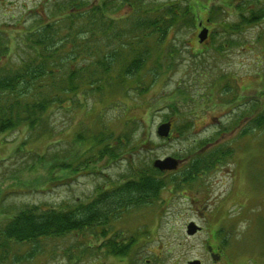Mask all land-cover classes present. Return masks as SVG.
Wrapping results in <instances>:
<instances>
[{
    "label": "rangeland",
    "instance_id": "obj_1",
    "mask_svg": "<svg viewBox=\"0 0 264 264\" xmlns=\"http://www.w3.org/2000/svg\"><path fill=\"white\" fill-rule=\"evenodd\" d=\"M68 1L0 0V31L8 37L9 52L13 51L18 37L38 24L51 21L50 11ZM240 1L214 0L206 6L222 7L226 14L223 19L234 22L233 7ZM89 2L94 4L100 0ZM198 15L197 24L202 23L210 32L218 29L220 20L207 22L205 11H199ZM263 29V23H257L240 36H233L236 42L241 41V46L217 56L210 42L198 43L201 28H195L188 35L176 70L166 73L165 78L162 75L143 96H135L133 92L129 97L115 95L114 101L119 106L116 109H110L109 103L103 102L91 109L89 105L73 112L56 110L51 116L53 131L45 136L30 135L25 127L0 134V227L10 216L32 204L71 209L93 199L97 186L118 183L125 172L128 153L117 161L106 157L89 166H81L76 160L85 147L74 141L75 133L91 124L95 115L103 113L116 133L124 129L125 120H136V144L140 145L138 148L148 149L145 153L141 150L137 159L150 161L173 157L175 152H181L194 140L213 135L220 125L229 121L237 110L234 103L224 105L225 99L219 97L217 90V84L224 82L227 76V84L234 93L226 94V99L239 96L244 102L255 100L260 103L256 111L264 110V46L256 40ZM198 50L205 51L204 59L197 55L195 63L192 54L196 55ZM224 74L226 77L221 80ZM178 88L191 97L187 105L179 104L178 93L174 91ZM173 103L180 114L173 111ZM228 106H232V110ZM165 116L178 122L190 119V132L182 138L174 131L169 140L160 139L156 128ZM219 138V142L229 141L234 149L229 160L215 171L202 175L190 187L173 192L165 189L160 201L127 211L112 224L111 235L121 232L126 238L136 236L129 261L107 257L102 249L92 257H86V253L81 255L79 243L83 244L90 237V231H86L85 236L72 234L40 240L36 244L8 243V259L3 264H12L10 253L23 254L33 246L36 255L26 264H170L172 257L181 264L194 259L209 264V256L203 249L205 239L222 248L224 257L217 264H264V131L239 139L231 131ZM23 141V151L15 154ZM143 141L147 142L144 146ZM186 161L181 159L177 170ZM63 164L74 170L65 169ZM189 222L199 226L201 232L187 236L185 229ZM211 231H214L212 242L209 241L211 234L207 233ZM97 244L98 241L93 242ZM0 250V253L5 252ZM180 256H185L183 261Z\"/></svg>",
    "mask_w": 264,
    "mask_h": 264
},
{
    "label": "trees",
    "instance_id": "obj_2",
    "mask_svg": "<svg viewBox=\"0 0 264 264\" xmlns=\"http://www.w3.org/2000/svg\"><path fill=\"white\" fill-rule=\"evenodd\" d=\"M89 1L57 4L48 14L51 21L24 32L13 51L9 52L8 37L0 31V134L25 127L30 135L45 136L53 131L51 116L56 110L73 112L89 105L91 109L103 102L116 109L119 106L115 95L129 97L133 92L143 96L162 75L165 78L166 73L176 70L189 33L200 25L204 27L197 24L199 11L206 12L209 23L220 20L217 30L210 32L206 27L208 37L199 43L210 42L217 56L241 46V41L236 42L233 36H240L257 23L264 25V0L238 2L233 7L234 22L223 19L226 14L222 7L206 6L214 0H100L94 4ZM122 10V15L117 16ZM256 40L264 46V29ZM204 52L192 54L193 61L196 63L197 55L204 59ZM220 77L223 80L226 74ZM228 77L217 84V90L219 97L225 99L224 105L234 103L237 112L213 135L194 140L181 152H175L173 157L180 162L187 160L179 170L160 171L153 166V160L137 159L141 150L145 153L148 149L136 144V120H125L124 129L116 133L103 113L95 115L91 124L75 133L74 141L85 147L76 160L81 166H89L106 157L117 161L128 153L126 169L118 183L97 186L93 199L71 209L32 204L10 216L0 227V249L5 251L0 253V264L8 259V243L36 244L72 234L85 236L86 231H90V237L79 243L81 255L92 257L102 249L107 257L129 261L136 236L126 238L121 232L111 235L112 224L121 215L160 201L165 189L173 192L190 187L202 175L229 160L234 149L229 141L219 142V136L234 131L239 139L264 131V110L256 111L260 103L244 102L239 96L225 98L234 93L227 84ZM174 91L179 104L187 105L191 99L187 92L179 88ZM174 103L173 111L180 114ZM163 121H170L171 129L162 140H169L174 131L183 138L192 127L190 119L178 122L165 116ZM24 146L25 141L15 154L22 152ZM63 167L74 170L70 165ZM94 241H98L97 246ZM33 247L23 254L10 253L11 263L30 262L37 252Z\"/></svg>",
    "mask_w": 264,
    "mask_h": 264
},
{
    "label": "water",
    "instance_id": "obj_3",
    "mask_svg": "<svg viewBox=\"0 0 264 264\" xmlns=\"http://www.w3.org/2000/svg\"><path fill=\"white\" fill-rule=\"evenodd\" d=\"M208 37V29L202 28L197 35L198 42L202 43ZM171 122L166 121L158 125L156 128V134L160 138H167L170 133ZM179 165V161L173 157H165L163 159H156L153 161V166L160 171H171L175 170ZM199 230V227L196 226L193 222H190L186 227L187 235H194ZM198 261H192L190 264H198Z\"/></svg>",
    "mask_w": 264,
    "mask_h": 264
},
{
    "label": "flooded vegetation",
    "instance_id": "obj_4",
    "mask_svg": "<svg viewBox=\"0 0 264 264\" xmlns=\"http://www.w3.org/2000/svg\"><path fill=\"white\" fill-rule=\"evenodd\" d=\"M200 27H202V26L200 25ZM201 230L198 231L197 233L201 232ZM211 232L212 233L207 232L208 234H211V238L208 237L210 242H212L211 239L213 238V235H214V231H211ZM203 249H204L205 254H207V256H209L208 259H209L211 264H217L224 257L222 254V251H221V249H222L221 246H218L217 244H214V243L209 244L207 239H205ZM180 257H182V261H183L184 260L183 257H185V256H180ZM200 260L199 259L188 260V261H185L184 263L190 264L191 261H198L199 262L198 264H202V262ZM170 264H181V262L177 261V258L172 257L170 259Z\"/></svg>",
    "mask_w": 264,
    "mask_h": 264
}]
</instances>
